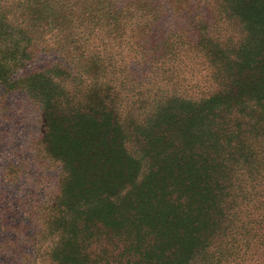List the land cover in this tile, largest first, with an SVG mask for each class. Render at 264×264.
I'll return each instance as SVG.
<instances>
[{
	"label": "trees",
	"instance_id": "trees-1",
	"mask_svg": "<svg viewBox=\"0 0 264 264\" xmlns=\"http://www.w3.org/2000/svg\"><path fill=\"white\" fill-rule=\"evenodd\" d=\"M0 87L60 167L23 264H264V0H0Z\"/></svg>",
	"mask_w": 264,
	"mask_h": 264
},
{
	"label": "rangeland",
	"instance_id": "rangeland-1",
	"mask_svg": "<svg viewBox=\"0 0 264 264\" xmlns=\"http://www.w3.org/2000/svg\"><path fill=\"white\" fill-rule=\"evenodd\" d=\"M56 59L40 56L27 70ZM40 112V105L24 91L5 93L0 87V264H23L26 256L34 257L31 242L38 231L37 214L56 191L60 167L49 163L44 152Z\"/></svg>",
	"mask_w": 264,
	"mask_h": 264
}]
</instances>
